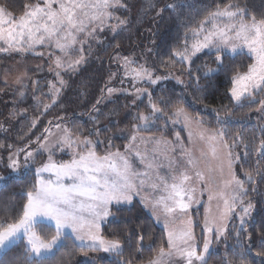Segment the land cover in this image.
Here are the masks:
<instances>
[{
	"label": "trees",
	"instance_id": "1",
	"mask_svg": "<svg viewBox=\"0 0 264 264\" xmlns=\"http://www.w3.org/2000/svg\"><path fill=\"white\" fill-rule=\"evenodd\" d=\"M34 3L36 0H0V4H7L16 16L25 11L26 4ZM122 3L124 7L117 12L125 23L119 24L118 21L115 31L108 27L91 40L92 44L85 47L86 59L77 69L67 68L57 77L46 60L40 69L32 68L20 84L5 82L0 73V154L5 157L23 143L35 146L46 130L59 121L68 122L76 135L101 138L104 145L96 147L97 154L124 149L128 139L114 135L121 128H131L139 123L138 115H148L151 108L149 97L137 104L131 93L106 99L107 88L118 86L120 81L119 77L114 80L112 77L114 71L119 72L122 68L114 56L142 53L151 57L159 73L172 69L183 72L190 66L184 84L172 81L151 89L153 102L164 101L158 105L163 114L152 117L149 121L151 127L140 131L169 139L180 133L186 141L187 134L174 116L176 109L181 107L209 130L225 133L223 142L232 153L236 175L245 181V202L250 201L255 212L244 226L236 216L230 220L227 237L217 246L218 250L211 253L208 264H224L225 260L232 264H262L264 257L257 253L264 252V151L258 149L264 140V110L258 109L264 93H258L254 102L244 100L237 104L229 91L232 75L236 71H247L253 59L245 51L226 54L224 68L208 74V69H218L214 51L197 54L190 65L180 62L172 53L182 49L186 35L191 40L190 29L197 27L209 11L223 8L228 3H238L241 7L247 6L249 14L260 18L264 14V0H122ZM27 56L42 58L34 54ZM19 58L1 54L0 71H3L5 62ZM60 80L64 81L63 85ZM53 84L60 89L56 97L51 88ZM45 105L49 107L45 108ZM2 161L0 177L6 178L0 179V220L11 221L26 202L24 194L35 183V169L43 157H39L30 168L22 166L19 173L13 172ZM249 173L253 177L251 181L247 179ZM203 207L197 209L198 213L193 211L194 233L200 246L204 239ZM111 213L110 219L100 227L101 235L108 240L119 239L123 246L122 256L110 253L100 257L97 263L84 262L85 255L78 242L66 235V246L60 248L50 264H127L128 261L145 264L161 246L167 248L165 229L138 200L129 205H113ZM54 232L52 225L42 234L50 238ZM22 247L23 244L7 255L2 253L0 258L5 264H13V257ZM99 252L89 251L87 254Z\"/></svg>",
	"mask_w": 264,
	"mask_h": 264
},
{
	"label": "snow or ice",
	"instance_id": "2",
	"mask_svg": "<svg viewBox=\"0 0 264 264\" xmlns=\"http://www.w3.org/2000/svg\"><path fill=\"white\" fill-rule=\"evenodd\" d=\"M117 7H124L122 0H36L34 4H26L25 11L16 16L9 10L7 4H0V52H26L36 45H44L47 42L54 43L57 49L67 54L68 50L77 43L79 34L87 32L88 35H92L97 27L102 31V25L112 18L117 19L119 24H124V20L114 17L113 12L109 10ZM169 7L173 6L169 5ZM119 24L111 26L112 30L115 31ZM190 31L191 43L186 35L182 49L175 50L173 56L191 63L192 57L205 49L215 50V60L219 70L224 68V55L229 53L235 55L246 48L253 63L248 66L246 72L236 71L232 75V86L229 89L231 97L240 104L244 100L254 102L258 93H264V14L257 18L255 14H249L247 6L228 3L223 8L218 7L214 11H209L199 25ZM82 60L83 57L71 62L68 67L74 69ZM133 63L134 61L127 57L124 58L125 67L129 68L126 74L133 75L134 79L146 77L151 84L157 83L160 79L159 77L153 79L151 72L143 65L131 68ZM56 67H63L59 58L56 60ZM209 71L213 70L209 69ZM59 75L57 72V77ZM60 84L63 85L64 81L60 80ZM51 88L55 90V94L60 91L55 84L51 85ZM112 91H114L112 88L108 89L109 93ZM136 92L142 95L147 89L137 88ZM148 97L151 112L148 115L140 113L137 117L145 124L157 114H163V109L158 105L163 104L164 101L153 102L151 93H148ZM259 103L258 110H264V100H260ZM47 107L49 105H45V108ZM174 116H184L185 120L188 119L185 110L181 107L176 109ZM136 127L139 130V126ZM65 131L67 133V130ZM224 135L221 130L209 139L216 140L219 137L223 140ZM136 139L135 135L131 137L133 142ZM63 142L69 147L74 143L70 135H66ZM80 143L87 148V151L74 155L70 161L57 163L49 153L48 161L35 169V183L24 194L26 202L20 212L11 221L0 220V252L7 255L23 244L22 250L13 257V264H50L60 248L66 246L65 229H70L75 239L80 241L79 247L85 256L89 251H103L115 254L117 257L123 255L121 241L105 239L100 234V225L112 215L110 205L114 202L130 203L133 196L139 194L136 179L141 174L132 170L129 160L118 150L100 156L96 153L95 145L91 140L84 139ZM44 148L45 146L41 144L40 149ZM258 150L264 151V140H261ZM19 151L25 152L24 149ZM212 154L216 155L214 147ZM136 155L143 162L144 158L139 151ZM228 155L231 157L232 153L229 152ZM9 160L8 166L18 171L21 167L19 153L15 158L10 156ZM30 161L34 163L35 157L32 151H27L24 154L23 166L30 168ZM188 164L194 165V161L190 158ZM148 166L151 167L150 164ZM229 167L231 168V161ZM45 173L50 174L48 178H45ZM195 175L200 180L204 179L203 173L199 171ZM247 179L249 181L253 179L250 173L247 174ZM65 180L71 183L66 184ZM190 180L191 177L187 172L182 171L172 176L171 184L164 182L163 190L166 195L156 200L155 204L162 205L167 216L175 218L177 215L188 214L196 191L189 186ZM144 183L143 179L139 180L140 186ZM233 184L235 189L228 195L223 191L218 193L223 201L218 217L212 219L207 215L205 217L204 232L207 235L203 239L202 248L196 242L190 217L181 221L185 227L179 231L165 223L167 248L161 246L156 255L149 260V264H170L173 257L183 261V264H208L213 233L217 240L225 236L228 231V221L238 206L240 224L244 226L245 218L250 216L254 207L250 201L245 205L244 197L247 195L245 181L237 178L234 173L225 186L231 187ZM156 187L157 185H153V188ZM212 199L213 196L209 195V200ZM53 222L55 232L49 238L42 233L50 229ZM140 240H143L142 236ZM257 255L264 257V252H258ZM0 264H5L3 258H0ZM127 264H131V261ZM224 264H232V262L225 260Z\"/></svg>",
	"mask_w": 264,
	"mask_h": 264
},
{
	"label": "rangeland",
	"instance_id": "3",
	"mask_svg": "<svg viewBox=\"0 0 264 264\" xmlns=\"http://www.w3.org/2000/svg\"><path fill=\"white\" fill-rule=\"evenodd\" d=\"M119 8L120 7H117L115 9H109L110 11L113 12L114 17H118L117 11ZM96 23L99 24V22ZM113 25H118V20L115 18L107 20L105 24L102 25V27L103 29H106ZM100 32H101L100 28L97 27L96 32L92 35H88L87 32L79 34L77 37V43L73 45V47L70 50H68L67 54L57 49L54 43L50 44L47 42L44 45H36L33 49H30L26 52H15V51L0 52V55L9 54L12 56H18V57L20 56V58L17 60L16 59L14 61L8 60L7 62L4 63V69L3 71H0V73L2 74V78L7 83L11 82L14 84H20L22 81L26 79L28 72L32 70V68L40 69L44 64V61L46 60H48L51 63L50 65L51 71L53 73H57L69 68L68 65L71 62L83 57L81 63L75 65L74 69H77L78 66L83 64L86 59L85 47L87 46L89 47V45L92 44L91 40L95 39L100 34ZM189 43H191V40L189 41ZM39 47L42 48L37 49ZM206 50L208 49H205L203 52H205ZM211 51H215V50H211ZM243 51H247V49L245 48ZM31 54L37 55L42 58L40 59L36 57L26 58L28 57L27 55H31ZM125 57H127L131 61H134V63L131 64L130 66L131 68H137L140 65H143L144 68L148 69L151 72L153 79H156L157 77H159L160 79L157 80V83L151 84L146 77L144 79H134L133 75L126 74L129 71V68L125 67L124 64ZM57 58L60 59V61L63 64V67L61 68L56 67ZM193 58L194 57H192V59ZM177 59L180 62H185L187 63V65H190V63L187 61H181L178 57ZM114 60L115 62H118L120 65H122V68L119 70V72L114 71L112 77L113 80L119 77L120 81L118 86L114 85L107 88V89L112 88L114 91H112L111 93L107 91L108 94L106 96V99L120 93L122 94L131 93L133 94L135 103L138 104V102H140L144 97H148V93L151 92V89L153 87L161 83L174 81L175 83L184 84V82L188 80L187 72L190 70V66H188L183 72H180L179 70L176 69H172L165 71L163 73H159L156 71L155 67L153 66L151 57L149 56L145 57L142 53L139 52L130 53V54H116L114 56ZM211 69L213 71L210 72L208 69L206 73L211 74L217 70L216 68H211ZM137 88L147 89V92H145L142 95L138 94L136 92ZM53 96L56 97V94ZM57 125H59V127H57ZM137 125L139 126V130H137L136 127ZM150 127L151 124L149 122L145 124L144 122L140 121L131 128L119 129V131H117L116 134L114 135L128 139L126 148L120 149L118 151L129 160L130 164L133 161L132 170L134 172L135 170L133 169V167L135 166V161L136 162L138 161V158L135 156L136 153H134L136 150L135 148L141 147L142 150L148 151L144 153L140 152L145 160V163L143 165V162H141L139 166H136L137 173L141 174L136 179V181L143 179L145 183L143 184V186H140L139 182H136L139 188V194L134 195L131 202H133L135 197H139L142 193L143 195L145 194L147 198H149L151 201L155 199L158 200L161 196L166 195V193L163 190L164 182L171 184L172 176L178 175L180 172L184 171L187 172V174L191 177V180L188 182L189 186L196 189L194 193V200L191 203V205L193 206V210L190 211L186 216L177 215L175 218H173L165 214L162 205H156L154 202L156 210L153 211V214H155V216L157 217V221L159 225L165 228V223H168L170 228H175L177 231H179L180 229L185 227V225L182 224L181 221L187 220L189 217L191 218V220L195 219L192 213L194 210L195 213H198L197 209H200L202 205H205V210H204L205 217L206 215L209 217V219H212L213 217H218L219 209L223 207V201L219 198L218 193H220L221 191H223L225 195L231 193L233 189H235V185L233 184L231 187H226L225 186L226 182L232 179L233 173L237 177L234 161L231 157H229L226 146L223 143V141L218 142L217 140H210L209 136H206L200 130H196L193 126H191L188 123V144H189L188 146V144H186L184 138L181 136L180 133H177L174 138L175 140H173L166 138L164 136L163 137L158 136L157 134H153V133L149 134L140 131V129H148ZM181 128L183 127L181 126ZM65 130H67V133ZM66 135H70L71 140L74 142L71 147H69L67 144L63 142L64 137ZM133 135L137 137L135 142L131 140V137ZM84 139L91 140L95 145V150L98 145L101 146L104 145V142L101 138L97 137L91 139L86 136L76 135L73 133L71 126L69 125L68 122L59 121L56 124H52L50 128H48L42 140L36 143L35 146L31 147L28 144L23 143V145L15 146L11 151H9L8 154L5 155V157H3L0 154V163L3 159H5L2 162H5L6 164L9 165L10 163L9 157L11 156L15 158L16 154L19 153V159L21 161V167H22L24 154L27 151L33 152V155L35 157V162L39 159V157H43V161L42 163L39 164V166L48 161L49 153H51L53 161L57 163L70 161L74 155L82 154L87 151V148H85L84 145L80 143V141H83ZM41 144L45 146L44 149H40ZM213 147L216 149L215 156H213L212 154ZM20 149H24L25 152H20L19 151ZM38 149H39V153H37ZM190 158L194 161V165L188 164V160ZM230 161H231V168L229 167ZM33 164L34 163H31L30 161V166H32ZM149 164L151 165V167L148 166ZM20 169L18 171H14L13 169L12 170L15 173H19ZM197 171L203 173L204 176L203 180H200L196 177L195 173ZM145 173L147 175H143ZM49 175L50 174L48 173L44 174L45 178H48ZM1 177L3 178V180L6 178L5 176H1ZM52 178L54 179V177ZM65 183L68 184L71 183V181L65 180ZM149 185L151 186V188H149ZM153 185H157V187L153 188ZM209 195L213 196V199L211 201L209 200ZM144 199L147 201L145 197ZM131 202L130 203L122 202L120 203V205L131 204ZM247 203L248 202H245V205ZM113 204L119 205L116 204L115 202ZM254 212L255 211L253 207L250 216L245 218L246 222H249L250 218L254 215ZM234 216L238 218L240 217L239 206L237 207L236 212L232 215L231 219ZM203 220H204V215H203ZM230 220L228 221V227ZM192 222L194 224V221ZM64 231L69 233L66 235H70L73 239H75V236L74 234L71 233L70 229H65ZM203 234L204 237L207 235V233L204 232V223H203ZM226 237H227V232L225 236L220 237L218 240L216 239L214 241L215 234L213 233V240L210 246L211 253L213 251L218 250L217 246L219 244L221 245L222 240L226 239ZM75 241L78 242V244L80 245V241L76 239ZM100 253L101 254H87V256L84 257L83 261L97 263L101 256L102 257L107 256L106 254H108V253H104L103 251H100ZM1 254L2 252H0V255Z\"/></svg>",
	"mask_w": 264,
	"mask_h": 264
},
{
	"label": "crops",
	"instance_id": "4",
	"mask_svg": "<svg viewBox=\"0 0 264 264\" xmlns=\"http://www.w3.org/2000/svg\"><path fill=\"white\" fill-rule=\"evenodd\" d=\"M208 51V50H207ZM215 52V51H214ZM245 52H247L248 53V51H245ZM239 53H241V52H239ZM246 72V71H245ZM185 113L187 114V117H188V119L187 120H185V117L184 116H180V117H175V121L178 123V124H180V126H182L183 127V129H184V131H185V133L187 134V140L185 141L186 142V144H188V123L191 125V126H193L196 130H200L203 134H205L206 136H212V135H214L216 132H214V131H212V130H209L205 125H203L202 124V122L200 121V120H197L196 118H194L191 114H189L186 110H185ZM182 120H184V121H182ZM158 136H160V135H158ZM163 137V136H162ZM165 137V136H164ZM167 138V137H166ZM173 140H175V139H173ZM218 142H221V141H223V140H221L219 137H217V139H216ZM224 143V142H223ZM225 144V143H224ZM127 145V144H126ZM188 146H189V144H188ZM225 146H226V144H225ZM125 149V148H124ZM136 150H135V152L134 153H136L137 151H139V152H148V151H146V150H142V148L140 147V148H135ZM226 149H227V146H226ZM117 150H120V149H117ZM111 152V151H110ZM114 152H116V151H114ZM105 153H108V152H105ZM105 153L104 154H98V155H105ZM130 153H132V152H130ZM227 153H229L228 152V149H227ZM135 156L138 158V161L136 162L135 161V166L133 167V169L135 170V172L137 173V168H136V166H139L140 165V163H141V158L140 157H138L136 154H135ZM142 156V155H141ZM144 163H145V160L143 159V165H144ZM131 165L133 166V161L131 162ZM143 165H141V166H143ZM136 182H139V181H136ZM151 185V184H150ZM149 185V188H151V186ZM144 197L147 199V201L144 199ZM134 200H138L142 205H144L145 206V208L147 209V211H148V213L154 218V220L158 223V221H157V217L155 216V214H153V211L154 210H156L155 208V205H154V202L156 201V199L155 200H150L149 198H147V196L144 194L143 195V193L139 196V197H135V199ZM133 200V201H134ZM114 204H112L111 205V208H110V211L112 210V206H113ZM120 205V204H119ZM119 205H115V206H119ZM127 205H129V204H127ZM191 206V208L189 207V209H188V213L190 212V211H192L193 210V206L192 205H190ZM202 206H204L203 207V214H204V210H205V205H202ZM152 209V210H151ZM193 214V213H192ZM194 215V214H193ZM111 216V215H110ZM110 216L109 217H107L106 218V220H104V221H102L101 222V225H100V227L104 224V223H106L109 219H110ZM204 220H205V214H204ZM203 220V223L205 222ZM192 221H194V219L192 220ZM54 223V222H53ZM159 224V223H158ZM203 225V224H202ZM194 224H193V232H194ZM164 228V227H163ZM165 229V228H164ZM165 231H166V229H165ZM65 233L66 234H69V233H67L66 231H65ZM100 233H101V230H100ZM166 234H167V231H166ZM196 242L199 244V242H198V240H197V237H196ZM202 247V246H201ZM98 254H101L100 252L98 253ZM107 256H109L110 255V253H108V254H106ZM102 257V256H101ZM103 257H105V256H103ZM145 264H149V261H147V262H145ZM170 264H183V261H181V260H178V259H176L175 257H173L172 258V260L170 261Z\"/></svg>",
	"mask_w": 264,
	"mask_h": 264
}]
</instances>
